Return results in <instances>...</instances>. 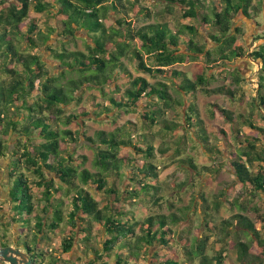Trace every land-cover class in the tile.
Masks as SVG:
<instances>
[{"label":"trees","instance_id":"obj_1","mask_svg":"<svg viewBox=\"0 0 264 264\" xmlns=\"http://www.w3.org/2000/svg\"><path fill=\"white\" fill-rule=\"evenodd\" d=\"M142 1L146 0H0V159L7 158L8 161L7 182L0 185L7 201L1 203L11 204L10 218L18 224L17 247L27 250L34 264H73L67 255L77 244L83 252L82 260H88L84 264H109L113 255L116 257L114 264H134L142 253L155 254L151 258L153 264H187L186 260L196 264L200 255L201 264L231 262L224 256V250L213 255L207 247L208 236L195 240V244L180 237L186 246L191 245L183 247L182 259L165 255V251L170 250L172 227H180V223L189 220L196 209L195 200L192 205L170 215L146 217L144 235L137 238H134L135 227L140 221L130 206L145 205L148 208L165 203L174 207L173 197H181L189 179L197 180L198 177L200 183L202 172H216L214 165L199 167L195 159L185 157L181 149L183 142L192 135L191 139L208 156L220 152L210 141L198 106L193 101H185L184 97L195 96L201 90L207 95L220 94L235 100L238 89H231L226 84L210 89L215 73L209 76L202 71L191 78L172 68L174 65L199 55L206 58V66L216 62L225 69L244 55L261 64L257 75L259 89L253 104L264 121V42L249 53L246 47L236 46L240 29L233 31L236 15L243 13L249 18L251 9L262 13L264 0H259L256 5L254 0H220V10L214 7L210 14L201 13L205 6L200 0H150L167 6L166 12L155 14L162 21L135 27V19H150L154 13L151 7H144ZM174 8H183L184 18L199 20L200 25L215 31L210 34L215 43L211 50L197 45L192 38L183 40L187 34H199L195 25L171 27L165 14L173 15ZM33 10L46 14L45 18L54 20L55 25L40 31L38 21L30 16ZM25 24L27 31L23 34ZM78 32L86 33L90 40L86 42L85 50H69L48 43L54 35L75 39ZM23 42L25 48L21 47ZM134 42L139 45L133 46ZM43 47L48 57H45ZM127 58L135 62L138 72L155 79L163 78L168 83H151L142 76L132 75L125 63ZM57 68L61 71L53 75ZM235 69L232 70V81L239 86L246 81V76ZM248 73L249 69L246 75ZM120 80L129 83L123 95L106 93V88L113 85L119 91ZM171 86L180 91L182 103L172 95ZM85 87L97 89L101 99L96 102L94 95L88 96L84 100L87 104L84 110H90L92 106L94 111H83L82 114L99 118L107 113V120L115 124L112 131H97L86 137L95 149L94 173L83 168L86 157H76L68 149L69 141L80 142V133L75 135L69 129L58 127L61 123L68 125L79 120L78 116L66 114L72 105L83 102ZM176 107L183 108V123L167 119ZM212 108L234 127L236 141L244 144L236 153H231L238 183L248 188L252 196L264 193V145L261 148L257 145L260 140L264 142V127L256 126L251 118L241 116L239 120L233 112L217 104ZM113 109L116 113L111 115ZM133 111H140L145 131L133 133L134 129L132 131L127 124L117 125L121 114ZM241 124L256 131L258 136L241 135ZM129 125L134 127L133 122ZM153 128L158 129L159 136L148 133L147 129ZM179 131L181 137L173 143L169 138ZM125 150L135 156L124 153ZM156 152L162 159L176 160L180 168L186 169L187 183L173 182L165 190L159 183L160 168L154 163ZM9 162H12L11 166ZM256 163H259L258 170L254 172ZM29 171L34 173L35 181L30 180ZM36 189L44 202L41 208H37L41 203L35 195ZM92 191L103 199H96ZM202 198L201 226L212 233L218 227L212 225L207 198ZM0 205V211L4 210V204ZM219 206V201L212 204L215 210ZM237 208L239 213L231 220L223 221L220 230L229 236V229L234 224L235 233L240 231L250 236L260 248L252 254L250 244L236 241L239 264H264V236L245 215L248 207L238 204ZM2 219L0 214V225ZM94 224L101 227L97 245L93 244ZM22 230L24 232H20ZM58 233L63 234L60 257L43 250L45 245L50 247L52 236ZM33 243H44L41 245L44 248H33ZM10 245L0 240V248ZM193 245L196 246L191 248ZM194 249L199 251L198 256ZM0 264L4 263L0 261Z\"/></svg>","mask_w":264,"mask_h":264},{"label":"rangeland","instance_id":"obj_2","mask_svg":"<svg viewBox=\"0 0 264 264\" xmlns=\"http://www.w3.org/2000/svg\"><path fill=\"white\" fill-rule=\"evenodd\" d=\"M205 8L201 9V13H211L212 8H218L220 10L221 5L219 4L220 0H200ZM144 7H151L153 10V16L150 19L146 18H139L135 19L133 21V25L135 27H142L144 25L148 24H156L162 21V19L155 17V14L158 12H166L167 6L165 4H158L153 3L150 0L142 1ZM259 0H254V5L258 4ZM214 8V9H215ZM185 10L183 8H174L173 9V15L165 14L166 21L170 22L171 27L174 28L179 27V24H190L195 25L198 28L199 34L193 36L191 34H187L183 36V40H188L189 38H192L194 42L197 45H200L202 47H206V50H211L215 43L211 39L210 34L214 30H211L208 27H205L204 25H200L199 20H194L192 18H184ZM250 17L247 18L244 16L243 13H239L236 15V18L234 19V26L233 31H236V29H240V33L237 35V42L236 46H243L246 47V51L248 50L249 53L253 49H255L258 45L264 42V11L262 13L255 12L253 9L250 10ZM168 15V16H167ZM31 18L36 19L39 24V30L40 31H47V26L55 25L54 20H48L45 18L46 14L37 13L36 11H32L30 14ZM177 19V20H176ZM44 20L46 22H44ZM27 31L26 24L22 28V33L24 34ZM46 33V32H45ZM258 37H263L260 40H256ZM90 40L87 37L86 33L78 32L76 33V38L72 37H60L58 35H54L51 37L49 44L57 45L60 47L65 46L69 50H85V44L86 42H89ZM21 47L25 48L26 44L23 42L21 43ZM138 42L132 43L133 46H138ZM42 51L44 52L45 57H48V52L45 47L42 48ZM144 58L147 59V56L144 55ZM206 58H203L202 55H199L195 58L188 59L183 64H176L174 65V69H177L179 71L184 72L186 75H188L191 78H194L198 73L205 71L209 76L210 74H216L215 80L210 84L209 88H218L223 85L230 86L231 89L237 88V94L238 98L235 100H232L229 96H224L220 94H213V95H207L204 92H197V95L195 96H183L185 101H193L199 108L201 117L204 121L205 126L207 127L210 135V141L214 145H216L220 152L219 154L208 156L204 149L200 147V145L191 139V136L186 142H183V146L181 149L185 152V157L189 156L195 159L197 165L199 167L203 166H215L213 169L216 171L215 173L211 174L206 172H202L203 174L200 177V183L198 181V177H196L197 180L189 179L188 180V171L186 169L180 168L176 160H164L161 158L158 152H156L157 157L156 160H154V163L160 168V185L167 190L173 182L182 184L187 183L188 185L185 186V188L182 189L181 197L179 198L177 195L176 197H173L172 201L175 204L174 207H169L165 203H162L161 206H154V207H148L145 206H138V205H132L130 206V209L135 212L136 216L138 217L140 224H138L136 229V234L134 238L141 237L144 235V220L148 216H158V215H170L174 212H177L180 208L185 209V207H188L192 205L193 201L195 200L196 203V209L192 211V216L189 218L188 221H184L180 223V227L174 226L172 227L173 232L171 233L170 237L172 242L170 243V250H166L165 252L167 254L165 255H173L174 258H183V247H185L187 244L183 243L181 238L188 239V243L195 244V240H201L204 239L206 236L209 237L208 245L212 250L213 255L219 253L221 250H224V256L227 257L228 261H231L229 264H239L237 260V251L235 248L236 241H242L250 244L251 246V252L257 253L260 251V248L258 247L256 242H253L250 238V236H246L243 233H235L236 229L233 227L229 229V236L224 235L220 229L223 226V221L231 220L232 216L236 213H239V209L237 208L238 204H245L248 207V212L245 213L255 224L259 231L264 236V193L256 194L252 196V193L248 190V188L243 187L240 183H238V179L236 177V173L234 171V168L231 164L232 154L236 153L239 148H242L241 146L244 145L242 143H238L235 139V131L234 127L224 118L220 115L219 111L212 108V105L217 104L220 107H223L225 109H228L229 111L233 112L234 117L241 118L243 116L244 118L248 119L251 118V120L254 121V124L259 127H264V121L259 115L258 110L254 106V97L257 96V91L259 89L258 87V73L260 69L261 64L255 63L251 58L245 57L238 60L237 62H233L232 66L229 65V69H225L224 66L220 64H215L216 62H212L209 64V66L205 65ZM218 62V61H217ZM125 63L129 66L130 70L132 71V75L134 76H142L146 78L151 83H155L157 81H163L168 83L167 80L163 78H152L148 74H143L137 71L136 64L133 60L125 59ZM54 67V64L52 65ZM171 68V69H172ZM236 68V69H235ZM240 70L242 73V76H246L245 82H242L239 86H236L234 82L232 81V70ZM250 71L246 75V72ZM61 71L60 68H57L54 70L53 75H58V73ZM73 76H77V74H73ZM70 77V76H69ZM120 89L117 91L116 86L113 85L110 88H106V93H112V95H123L125 90L129 87V83L127 80H120ZM179 83V82H178ZM172 87V86H171ZM85 91L83 102L76 106L75 104L70 107V109L67 111V116L74 115L78 116L79 120H74L68 125H63V123L59 124L58 127L61 129H69L71 130L75 135L80 133V142L75 143L74 141L68 142V149L70 148L71 152H74L76 157H86L87 161L83 168H86L90 170L91 172H95L94 168V160H95V149H93L92 146L86 141L87 136H92L97 131H112L115 128L114 122H111L112 120H107V113L103 116L97 118L93 116V114H90V117H85L82 113L83 111H94V108L90 106V110L84 108L87 107L86 102L84 100L88 99V96L94 95L96 98V102H98L101 99V93L97 89H86V87L83 89ZM178 89L175 87L171 88L172 95L178 99L181 103L183 102L181 94H178ZM98 99V100H97ZM188 102V103H189ZM102 103L103 102L102 100ZM143 103V102H142ZM142 108V107H141ZM116 113V110L113 109L110 114L114 115ZM183 108L182 107H176L174 110L170 111L167 115V119L178 121L183 123ZM89 118H93L90 119ZM130 122H133L134 127L132 125H129ZM127 124L130 126V129L134 132L140 131L141 129L145 131V124L141 119L140 111H133L129 114H121L117 125H123ZM141 130V131H142ZM148 133H152L154 135H158V129L153 128L147 129ZM223 131V132H222ZM241 135L252 137L251 135H255L256 138L258 136V133L254 130H251L249 127H245L241 124L240 127ZM224 133V134H223ZM176 135L169 138L170 140H173V143L175 141H178L181 137V131L176 132ZM260 137V136H259ZM156 143V142H154ZM158 145V144H156ZM257 145L259 148H261L264 145V142L260 140L257 142ZM175 147V145H172ZM95 148V147H94ZM126 154H132V156H135L134 153L130 152L129 150H125ZM2 159V160H1ZM0 163L1 169H0V185H3L5 182H7V158H1ZM12 162H9V166H11ZM258 164H255L254 172L258 170ZM264 165V164H262ZM213 168V167H212ZM211 168V169H212ZM194 177V176H193ZM29 178L31 181H35L36 177L34 173L29 171ZM58 184V183H57ZM172 186V185H171ZM36 187L34 186V189ZM93 196L96 199H103V197L95 192L92 191ZM35 195L37 196V200H40V192L36 189ZM6 194L3 193L0 190V204H4V210L0 211V214L3 216V223L0 225V240L3 242H9L11 245L17 247V227L18 224L13 222L11 220V204H8V202H4L6 200L5 198ZM55 196V194H54ZM202 196H205L208 200V206L209 209H211L212 218L211 220L212 225L217 226L218 230H214L212 233L207 231L206 228H203L201 226L202 223V215H201V205L203 204V198ZM7 201V200H6ZM214 201H219L220 206L217 210L212 208V204ZM38 203V202H37ZM40 205L37 208H41L42 205H44V202H41ZM131 205V204H130ZM1 206V205H0ZM143 207V208H142ZM6 209V210H5ZM214 209V210H213ZM40 210V209H39ZM187 210V209H186ZM34 219V217H33ZM235 223V222H234ZM34 224V221L32 222V225ZM85 224V222L82 223V225ZM213 226V227H214ZM29 230V228L27 227ZM28 230H25V232L28 233ZM20 232H24L23 230ZM92 232L94 234V240L93 244L97 245L100 241V235H101V227H98V224H94V228L92 229ZM30 238H32V235H29ZM60 237H63V234L58 233L57 235L52 236V241L50 244V247H47V245L41 246L44 243H33V248H44V251H49L56 257L62 256L60 254ZM181 237V238H180ZM23 238V237H22ZM10 245V246H11ZM191 246V245H188ZM186 246V247H188ZM193 245L191 248H194ZM21 248V247H17ZM190 248V247H189ZM22 250H25L21 248ZM39 250V249H38ZM195 253V256H198L200 253L197 249L193 250ZM142 252V251H141ZM210 251L207 252V255ZM81 247L79 244L76 245L74 251H72L69 255H67L69 260L73 264H84V262H88V260H82L83 254H82ZM155 254L151 255H145V253H142L140 257L138 258L139 261L135 262L134 264H153L152 263V257ZM66 256V258H67ZM180 256V257H178ZM156 257V256H155ZM65 258V259H66ZM187 258V257H186ZM160 259V257H159ZM67 260V259H66ZM196 264H201L202 261V255L199 256V258L196 259ZM116 261V257L113 255L111 259L108 260L109 264H114ZM187 264H190L191 262H188L186 260ZM5 264V263H4ZM48 264V263H46Z\"/></svg>","mask_w":264,"mask_h":264},{"label":"water","instance_id":"obj_3","mask_svg":"<svg viewBox=\"0 0 264 264\" xmlns=\"http://www.w3.org/2000/svg\"><path fill=\"white\" fill-rule=\"evenodd\" d=\"M257 64L259 65V63ZM0 261L5 264H34L27 250H22L13 245L0 248Z\"/></svg>","mask_w":264,"mask_h":264}]
</instances>
